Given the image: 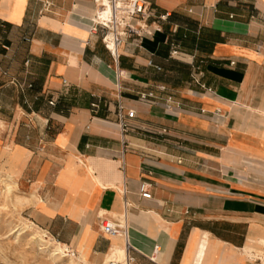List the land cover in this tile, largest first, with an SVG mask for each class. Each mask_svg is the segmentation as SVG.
<instances>
[{
	"label": "crops",
	"instance_id": "crops-1",
	"mask_svg": "<svg viewBox=\"0 0 264 264\" xmlns=\"http://www.w3.org/2000/svg\"><path fill=\"white\" fill-rule=\"evenodd\" d=\"M147 2L166 18L114 58L94 0H0V164L11 150L37 223L92 262L121 259L110 219L136 264H264V0Z\"/></svg>",
	"mask_w": 264,
	"mask_h": 264
},
{
	"label": "built area",
	"instance_id": "built-area-1",
	"mask_svg": "<svg viewBox=\"0 0 264 264\" xmlns=\"http://www.w3.org/2000/svg\"><path fill=\"white\" fill-rule=\"evenodd\" d=\"M95 7L89 16L88 29L92 33H98L103 46L107 49L109 54L116 58L118 55V46L128 37L133 35L139 36L142 32H149V24L147 20L149 17L163 20L166 18V13L155 14L153 9L149 6L147 0H94ZM48 2L44 1L43 6L46 8ZM2 48H7L5 44H0ZM171 54L176 53V49L170 50ZM158 69L159 66L155 65ZM196 80V79H195ZM203 86L202 83H200ZM138 99L143 103H151L154 100L149 92H141L138 94ZM48 102L51 104L52 100ZM167 105V104H166ZM133 116V109H123L120 103H117L115 111V121L118 126L119 132L124 133L130 124L128 118ZM150 183L146 180H140L138 183V194L142 198L150 197L149 190ZM123 196V203L125 204L124 186L121 187ZM99 230L108 235H121L124 238V256L122 261L108 260L101 264H136V257L134 255L135 249L126 241V226L125 223H109L107 220H101L98 224ZM54 237V236H53ZM56 239V238H55ZM64 251L66 254L72 255L75 251L71 246L65 244ZM156 251V247H154ZM148 259L154 262L152 256Z\"/></svg>",
	"mask_w": 264,
	"mask_h": 264
},
{
	"label": "rangeland",
	"instance_id": "rangeland-1",
	"mask_svg": "<svg viewBox=\"0 0 264 264\" xmlns=\"http://www.w3.org/2000/svg\"><path fill=\"white\" fill-rule=\"evenodd\" d=\"M10 152L11 150L8 152L5 163L0 164V264H101L105 262L106 258L99 262H92L88 260L86 253L82 255L75 249H73L75 254L72 259L60 258L59 255L54 258L48 249L39 244V235L52 238L53 245H56L57 241L37 223L31 210L33 204L30 199L38 198V195L34 190L28 189L27 183L21 182L18 176H15L17 169L9 168L10 156L13 153L10 154ZM30 193L36 196H30ZM248 246L246 245L243 250L246 251ZM259 256L255 255L254 259H260ZM218 264H222V257Z\"/></svg>",
	"mask_w": 264,
	"mask_h": 264
},
{
	"label": "bare ground",
	"instance_id": "bare-ground-1",
	"mask_svg": "<svg viewBox=\"0 0 264 264\" xmlns=\"http://www.w3.org/2000/svg\"><path fill=\"white\" fill-rule=\"evenodd\" d=\"M108 221V220H107ZM110 223V222H109ZM115 236H121V235H117V234H114V237ZM57 242L55 243L56 245H53V243H52V238H50V237H48L47 235H39L38 236V242H39V244L42 246V247H44V248H46V249H48L49 250V252H50V255L52 256V257H56V256H58L59 255V257L61 258V257H68V258H70V259H72V256L75 254V252L72 254V255H69V254H66V252L64 251V246H65V244L64 243H61V242H58V240L57 239H55ZM118 254H119V257L121 258V259H119V258H113V259H111V260H116V261H122V257L124 256V247L123 248H120L119 250H118ZM158 257V256H157ZM157 257H155V255H152V258L153 259H156V260H158V258ZM106 261H108V260H106ZM105 261V262H106ZM105 262H103V263H105ZM118 264H122V263H118ZM162 264V263H161Z\"/></svg>",
	"mask_w": 264,
	"mask_h": 264
}]
</instances>
